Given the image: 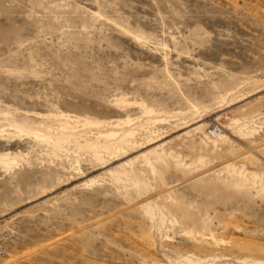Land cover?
Returning <instances> with one entry per match:
<instances>
[{
	"label": "rangeland",
	"instance_id": "1",
	"mask_svg": "<svg viewBox=\"0 0 264 264\" xmlns=\"http://www.w3.org/2000/svg\"><path fill=\"white\" fill-rule=\"evenodd\" d=\"M0 264H264V0H0Z\"/></svg>",
	"mask_w": 264,
	"mask_h": 264
}]
</instances>
